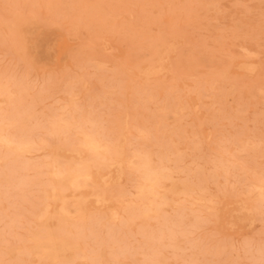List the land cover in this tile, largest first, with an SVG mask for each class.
<instances>
[{
	"label": "rangeland",
	"instance_id": "obj_1",
	"mask_svg": "<svg viewBox=\"0 0 264 264\" xmlns=\"http://www.w3.org/2000/svg\"><path fill=\"white\" fill-rule=\"evenodd\" d=\"M0 264H264V0H0Z\"/></svg>",
	"mask_w": 264,
	"mask_h": 264
},
{
	"label": "bare ground",
	"instance_id": "obj_2",
	"mask_svg": "<svg viewBox=\"0 0 264 264\" xmlns=\"http://www.w3.org/2000/svg\"><path fill=\"white\" fill-rule=\"evenodd\" d=\"M86 142V141H85Z\"/></svg>",
	"mask_w": 264,
	"mask_h": 264
}]
</instances>
